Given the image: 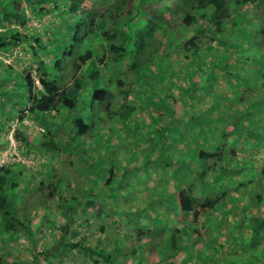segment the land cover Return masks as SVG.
<instances>
[{
    "label": "trees",
    "instance_id": "obj_1",
    "mask_svg": "<svg viewBox=\"0 0 264 264\" xmlns=\"http://www.w3.org/2000/svg\"><path fill=\"white\" fill-rule=\"evenodd\" d=\"M78 1L81 0H75L67 8L63 7V9H58V5L54 1H34L36 2L34 5L38 16L48 11V9L53 12L55 10L59 11L64 20L62 35L56 32L50 35L45 28L31 30L29 27H24L26 23V8L22 0H7L0 3V17L3 21V29L0 30V53L2 51L9 53L15 46L25 45L26 47H23L24 53L27 55L25 58L28 59L20 74L27 88L29 106L22 111L20 110L21 114L15 115L13 120L18 122L19 127L13 136L15 141L22 144V153L26 154L30 150L35 152L39 160L37 169L41 176L37 184L39 187H45L43 195L38 200L40 202L38 207L42 208V211L40 208L37 213L34 210L31 211L26 206L23 198L20 207H17L16 201L20 198L21 193L18 188L19 183L22 182L20 176L25 171L30 173L36 166L28 167L21 161L15 160L0 168V243L3 245L0 246V264L5 261H3V258L7 255L9 249L12 248L13 252L20 250V247L11 245L9 240H20V237L24 235L28 238L27 248L29 254H31V257L37 258L36 264H69V262L71 264H141L142 259H139L141 262H135V259L140 256L137 251V243L131 246L128 252L125 251L123 253L124 258H122V246L114 250L115 254L111 251H105L102 244H92L91 240L85 237L82 239L80 235L82 227H87L92 237L99 235V233L100 235L105 234L107 228L111 229V235L116 230L117 234L123 236V239L129 240L131 237L136 236L135 238L139 240L145 237V243L140 247L148 246V252L151 251L152 240L147 237H151V229L140 228L135 232V235L131 236L128 224L123 222L125 220L124 216L128 211L125 208L126 204L121 203L120 199L129 196L128 189H126L128 187L126 183L128 179L124 174H122V178H117L111 161L109 166H107V162L103 163L112 153L111 155L108 153H95L89 147V144L82 145L83 140L87 139L86 136H89L91 131H89V125L84 121V117L78 113H81L83 107L81 99L83 96L89 95L86 87L89 79L96 82L100 81L101 85L89 97L86 96L88 97L86 105L89 108V112L86 113H95L97 109L101 110V108H105L101 112L104 114L134 113L136 111L134 104L117 103L113 112L111 105L114 93L106 87H114L118 91L125 90L128 93L131 91L135 81L132 83L131 75L129 79H126L125 74L132 73V75H137L146 66L147 61L142 60V57L153 51L152 46L156 34H160L159 42L161 46L160 48H154V50H158V55L152 59V66L158 60V57L163 55L168 45L170 47L173 42L176 47L179 46L180 55H184L186 59L192 58L193 55H198L197 57H199L205 54L204 47L208 51H215L216 55L218 54L214 67L211 65L209 67L210 70L204 74V83L202 75L197 73L198 79L195 78V74L193 77L194 84L185 88L179 100L171 98V94L165 95L166 104L169 106L168 111H170L172 116L169 123L173 119L172 114L184 113L185 115L186 113H195L194 107L188 103L189 99L193 98L192 95L198 89L204 87L203 85L207 84L206 82H208V86H212L219 71L230 75L232 78L233 75L239 72L238 65L241 63L249 64L253 60L258 62L251 69V73L252 70H255L257 76H252L250 73L245 77L246 70L242 71L247 80L244 85L241 83L244 86V95L239 100L247 103V108L244 112H241L242 115L251 114L248 111H253L254 109L251 105H255L258 95L254 94L253 90L261 88L260 91H264V0H229L232 6H229L227 0H180L178 3V11L181 18L179 26L170 23L168 13L163 10V7L169 9V0H161L159 3L161 5L155 10H151L147 15H143L139 9L145 0H95L101 2L99 4L100 10L105 8L106 12L96 11L98 6H91L92 8L89 9L88 5L79 4ZM51 3L53 6L50 7ZM9 7L10 10H8ZM207 8L211 9V12H208ZM249 8L258 12L256 24L260 26L256 33L259 32V36L254 35L251 37L247 32H240L242 29L241 25L247 20L246 14L250 10ZM66 12L70 15L69 23L67 20L68 16L65 15ZM122 14H125V19L123 23H120L118 18ZM77 16H79V19H76ZM13 21L15 24H13ZM202 21H205L207 25L208 33L206 34L211 37L206 44H202L204 37ZM19 24L21 25L20 28L18 27ZM133 25L138 26L136 34L131 37L127 36L125 33ZM186 27H189V29L185 31ZM99 32H101L102 41L98 45L96 41H98L97 35ZM189 32L191 33L189 34ZM241 37H243L245 46L236 47L238 46L237 39ZM60 38L72 42L69 45H65V47L58 44V47L56 44L60 41ZM182 38H185L184 42H180ZM216 38L219 39L217 40ZM85 40L92 41L89 44L96 42L98 47L96 49L87 48L84 51H76V46L82 44ZM213 40H217L221 44L222 53L218 46L213 48ZM130 45L133 46L131 49L129 48ZM229 45H232L235 49L234 56H232L233 54L229 56L227 60L229 62L227 63L224 61L227 58L224 50ZM199 46H202V51H199ZM246 47L247 50L245 49ZM240 54L243 55L240 56ZM46 57L50 58V64L45 62ZM126 58H128L129 65L124 63ZM234 59H239V62L237 63ZM175 60H181V65H183V59H172V61ZM109 66H116L127 71H122L123 75H117L115 79H105L102 76V71L106 70L107 72ZM202 66L203 68L207 67L206 64ZM32 69L34 73L31 71ZM173 71L176 72L174 66ZM138 79L143 80L142 78ZM251 79H256L254 86H252ZM36 80L39 82V86L36 85ZM135 84L137 85V83ZM250 94L254 95L253 99L249 98ZM139 98L142 102H146V107L152 110V112L150 111L151 115H165V112H160L159 110L160 108H166L165 104L156 100L152 102V97L148 93L147 95L143 94V97ZM260 105L256 106V110L264 119V113H262L264 104L261 103ZM25 112L29 114H25ZM27 115L31 116L27 118H31L32 122L39 123L40 129L28 130V125H24V121H22L24 116ZM261 115L257 116L259 121L261 120ZM38 116L42 121L37 120ZM123 117L124 114H121L120 118L123 119ZM103 123L104 118L100 120L99 125L102 126ZM133 125L134 127L131 125L127 126L126 135H130L131 139L136 141V144L140 143L136 138L138 133H145L144 135L146 136L152 135L148 137V140H145L150 150L147 160L144 161L148 165L155 166L156 171L154 174L156 175L159 171L169 168V165L173 164L170 163L169 156L172 159L173 156L172 149L170 151L167 150L169 144L166 143V140L170 137V134L165 130L166 125L153 122L150 124L154 127L153 130H149L146 124L143 127L138 123H133ZM105 127V132L107 131L108 134L112 133L113 126L108 127L105 124ZM229 127L226 130L231 131L233 129V131L229 132L228 141L230 138H234V130L237 128L232 124ZM144 128H147V130H143ZM253 133L260 136L258 131ZM105 134L103 133V136ZM156 134H160V137H156ZM247 135H250V133ZM127 136L123 134L125 142L119 143L129 144L126 140ZM163 136L165 138H162ZM120 139L121 137H119L118 141ZM260 139H264V137H259L258 142L261 141ZM4 142H2L4 145L8 144L7 140ZM252 143H254V139H249L247 147L242 149L247 150L250 156L238 155L234 144L228 148V152H226V149L223 151H198L194 149L192 151V158H196L195 161H203L198 163L199 167H197L192 159L194 166L188 167V170L192 171L191 175L189 174L191 178L190 184L188 185L186 181L183 186L176 189L178 192H174L173 195L169 193L173 198H169L167 203L172 208L178 207V212L176 213V218L173 219L174 227L169 235L170 247L162 249L164 254H162L161 259L158 258L154 247L151 251L155 254V264H160L161 260H165L167 264H177V258L184 259L185 264H195L193 256L195 258L196 255L198 257L201 256L200 259L196 258L198 260L197 264H264V242H262L263 250H259L257 247L264 233V219L256 214L247 215L245 210L242 211L240 209V218L247 219L250 224L251 234L243 238L238 237V233L242 234L240 229L241 220L232 219L234 223L240 224L239 229L237 226L229 228L225 223L222 224L224 218L220 216L221 214H218L219 212H216L218 208H224L220 202L222 196L218 195L217 198L200 200L198 198L200 196L199 190L197 194L193 193V188L197 184L195 180L200 181L199 188L205 186L206 177L204 176V170H208L215 162L208 165L204 161L205 159H214L222 162V160L231 157L238 162H247L251 160L253 154L250 152ZM260 143V146H262L264 140ZM102 150H105V148ZM138 150L136 145L134 153H138ZM157 150L160 153L156 154V158L153 153L157 152ZM88 151L93 154L90 160L94 162L92 164L86 158V155L87 157L89 156L87 154ZM63 160H66L67 164L73 168L77 165L79 166V163L84 165L85 169L86 167H93L95 172L93 175L92 173H86L92 177L88 178L89 182L91 181V187L88 188L89 185L86 182L83 185L86 190L84 194L83 190L79 191L77 187L73 190V183L69 179L75 173L70 174L67 166L61 168L60 164L64 165ZM162 160L163 162H160ZM58 161L59 163L56 164ZM173 161L175 163L173 164L175 165L174 169L177 171L176 167H179L177 165L179 159L176 158ZM181 162L180 167L187 165L186 160H183L182 164ZM47 165L53 167H51L52 172L45 169ZM136 166L140 170L138 164ZM124 169L125 167H121L119 170L124 173ZM244 173L264 178V168L261 171H256L252 167L245 166ZM101 176H104L103 182L99 180ZM263 178L257 181V185L259 184L260 187H264V184H260ZM159 180L162 182L163 176ZM155 189L158 188L156 187ZM23 190L25 191V187ZM163 190H166L164 185ZM25 192L28 193V191ZM248 202H250V207L257 209V207L264 206V197L256 195L252 199L249 198ZM93 204H98V209ZM215 208L216 211H213ZM96 209L98 214L100 210L101 213L107 211L108 214H111L118 221L114 225L105 222L99 224L97 226L98 230L90 227V218L95 214ZM86 211L90 215L89 219H85ZM37 214L42 217L40 221L35 217ZM205 216L209 217L208 221L204 220ZM45 226L47 228L42 229ZM42 236H46L49 241H44ZM212 237L221 239L234 238L235 247L227 252V250H224L225 243L220 239L217 240V242L219 241L218 245L209 249L208 245L202 240L203 238L208 240V238ZM237 249L239 250L237 251ZM148 252L145 253L147 257L150 255Z\"/></svg>",
    "mask_w": 264,
    "mask_h": 264
},
{
    "label": "rangeland",
    "instance_id": "obj_2",
    "mask_svg": "<svg viewBox=\"0 0 264 264\" xmlns=\"http://www.w3.org/2000/svg\"><path fill=\"white\" fill-rule=\"evenodd\" d=\"M7 0H0V3H3ZM26 11V23L24 27H29L32 29H46V32L52 35L53 33H59L60 35L63 34L64 28V20L59 14L58 10H55V13L48 9V11L44 12L42 15L38 16L36 15V7H35V0H22ZM48 1H54L58 5V9H63V7L67 8L69 4L74 2L75 0H48ZM161 0H145L142 2L141 6L139 7L140 11L143 13V15H147L151 10H155L159 5ZM170 7L169 9H166V7H163V10L168 13L170 23L175 24L176 26L180 23V13L178 9V3L180 0H169ZM229 6H232L230 1L227 0ZM79 4H85L88 5L89 9L92 8L91 6H98V9L96 11L99 12H106V9L103 8V10H100L99 4H101L100 1L95 0H81L78 1ZM90 5V6H89ZM53 6L51 3L50 7ZM250 9V8H249ZM254 9V8H253ZM10 10V7L8 8ZM251 10V12H250ZM247 11V20H245L244 25L240 32L246 33V31L250 32L252 31L253 35L259 36L258 27L259 24H256V19H258V12L253 11L250 9ZM88 11V10H86ZM67 15L68 23L70 22V15L68 12L65 13ZM76 16V15H74ZM142 18V16H140ZM138 18V16H137ZM76 19H79V16L76 17ZM125 19V14H122L118 20L120 23H123ZM202 20V19H201ZM200 20V21H201ZM255 21V22H254ZM203 25L202 32H203V42L202 44H206L210 41V35L206 34L208 33L207 25L205 21L201 22ZM13 24L15 22L13 21ZM119 26H121L119 24ZM229 26V24H227ZM245 26V27H244ZM18 27L20 28L21 25L19 24ZM121 28V27H120ZM169 28V26H168ZM3 29V21L0 17V30ZM138 26L133 25L130 27V29L125 33L127 36L130 37L135 35L137 32ZM189 27L185 28V31L188 30ZM22 30V29H21ZM207 30V31H206ZM25 31V30H23ZM191 32H189L190 34ZM179 36V35H177ZM98 37V45L100 44L101 39V32L97 35ZM245 37V36H243ZM243 37L237 39L238 46L236 47H243L245 46ZM160 34H156L154 44L152 46V50L148 53V55H143L142 60H144L147 64L144 66L140 71L139 74L135 75L132 73L125 74L126 79H129L130 75L132 76L131 80H133L132 83H137V85L134 83L132 86L131 91L128 93L125 90L118 91L114 87H106L108 90L113 91V99H112V105L111 109L114 112L116 108V104L119 103H131L136 106V111L134 113H101L105 108H101V110L97 109L95 113H86L89 112L88 105H86L87 98L93 93L95 89H97L101 84L100 81L95 80H88L87 81V93L89 95L83 96L81 99L82 102V111L81 114L84 117V121L89 125V136H86L87 139L83 140L82 145L89 144V147L93 149L95 153H108L111 156H108V158L103 162L106 163L107 166H109V162L111 161L113 163V169L116 171L117 178H122V174L126 176L128 181L126 182L128 184V187L126 189L129 196L127 198H121L120 202L126 204L127 213L125 214V220L126 224H128V228L130 229V235H135V232L143 227L150 228L151 229V237H149L151 242V251L153 247L156 249V251L160 248L163 242H165L170 232L172 231L174 225H173V219L176 218V213L178 212V207H174V210L171 209L167 203L169 201V198H173L172 195L176 191V189H179L181 186H183V183L190 184L191 178L189 174L191 175L192 171L188 170V167L194 166V163L196 158H192V151L194 149H201L203 148L205 151H209V143L211 141H214V151L216 150H225L228 152V148L234 144V148L237 151L238 155H247L250 156V153L247 150H242L243 147L247 146L249 144V139L253 140L254 143L250 145V152H252L251 160L245 162H238L236 159H232L231 157H228L222 162H218L214 159H205L206 163L212 164L214 161V164L208 169L204 170V176L206 177L205 186H202L201 188L199 185V180H195L197 182L196 186L193 188V193L197 194L199 190V199L203 200L204 198H217V196H222L221 204L226 210L227 208H234V210H238L239 207H246L250 206L248 202L249 198H253L256 195H261V197H264V187H260L259 184L257 185V181L263 178L262 176L252 175L245 172V166L252 167L256 171H261L264 168V144L262 143V146H260V142L264 139H260L261 141L258 142V138L264 137V124L262 123V115L260 120V125L258 128V123L255 117L253 116H246L251 114H246L244 117H238V115L235 116H228L226 113H241L244 112L247 108V103H238L237 106V100L244 95V86L241 85V83L244 85V83L247 82L246 76L251 73V69L258 64V62L250 61L248 69L246 70L245 77L244 73L233 75L232 78L230 75H227L226 73H223L219 71L217 73V77L214 80V84L212 86H208L207 84H204L201 89H198L192 96L193 98L189 99L190 106H199L201 111L202 117H196L195 113H187V115L183 116L181 114L173 115V119H171V113L169 110V106L166 104L165 101V95L171 94V98H176L177 100L180 99L181 93H184V90L186 87H191L192 84H194L193 77L196 74L195 78L198 79V74L202 75L203 83L205 82L204 74L210 70L209 67L216 64L217 61V55L215 51L210 52L205 47L203 48L205 54H202L201 56L197 57L196 55H193L192 58L186 59L184 55H180L181 50H179V46L176 47L174 42L171 44V46L167 47L166 51L163 53L162 56L158 57V60L155 61V64L152 66L153 58H156L158 55L157 51L154 50V48H160L161 44L159 42ZM217 40L219 38H216ZM213 40V48L218 46L220 52L222 53V47L221 44L217 41ZM184 42L185 38L180 39V42ZM72 41H67L66 39L60 38V41L56 44L58 47L59 45L65 47V45H69ZM92 42V41H91ZM88 40H85L82 44H79L76 46V51L78 50H86L87 48H97L98 45L96 42H93L92 44ZM179 42V43H180ZM178 43V42H176ZM178 43V44H179ZM59 44V45H58ZM203 46V45H202ZM202 46L198 47L199 51H202ZM247 46V45H246ZM25 45H18L15 46L10 50V52L2 51L0 53V141L4 142L6 139L5 133L8 132V124L12 121L11 119L15 118V115L20 113V110L22 111L24 108L28 107V96H27V88L25 85V82L23 80L22 75L20 72L25 67L28 59L25 57L27 56L24 53ZM133 47L132 45L129 46L131 49ZM248 47V46H247ZM247 47L245 48L247 50ZM250 47V46H249ZM128 49V48H127ZM234 47L232 45H229L225 48L224 53H226L227 58H225L224 61L227 63L229 61L228 57L229 54L234 53ZM95 51V50H93ZM6 52V53H4ZM245 53V52H244ZM243 53V54H244ZM200 54V53H198ZM243 54H240L242 56ZM258 55V53H256ZM182 56V57H181ZM162 57V58H161ZM172 59H183L181 65V60H175L172 61ZM126 60V61H125ZM124 63L128 64V58H126ZM237 63L239 62V59H234ZM72 59L70 60L71 63ZM45 62L50 64V58L46 57ZM6 64V65H4ZM122 64V63H121ZM202 64H206L207 67L203 68ZM233 65V64H232ZM231 65V66H232ZM8 66L12 67L9 68ZM173 66L176 68V72L173 71ZM70 67V66H68ZM200 68V70H198ZM203 68V69H201ZM233 68V67H232ZM179 69V72H178ZM240 69V68H239ZM238 71H243V66ZM34 73V70H31ZM71 71V70H70ZM69 71V72H70ZM122 71L126 72L127 70H124L122 68H117L116 66H109L106 70L102 71V76L105 79H115L117 75H123ZM134 71V70H132ZM237 71V70H236ZM68 72V73H69ZM198 73V74H197ZM252 76H257L256 71L252 70L251 73ZM134 76V77H133ZM138 78H142L143 80H139ZM249 80V79H248ZM138 81V82H137ZM182 81V82H181ZM252 86H254V82H256V79H251ZM237 83L236 85L232 86L234 90H229L230 84ZM249 84V83H247ZM240 85V86H239ZM153 86V88H151ZM251 88V87H250ZM255 88V87H252ZM261 88H258L256 90H253L254 94L258 95L257 101L255 102V105H251L253 108L256 106H261L260 104H264V91L261 90ZM261 92V93H260ZM148 95L152 97L151 101L154 102L155 100L159 103H163L166 105V108H160V112H165V115H157L153 116L151 115L152 110L149 107H146L144 101L142 102L139 97H143V94ZM252 97V95L250 94ZM249 96V97H250ZM254 96V95H253ZM237 97L238 99H236ZM162 106V105H160ZM260 109V108H259ZM151 111V112H150ZM26 113V112H25ZM155 113V112H153ZM209 113H220L218 117L215 120H212L213 125L209 126ZM248 113H256L255 108L253 111H248ZM124 114L123 119L120 118V115ZM245 114V113H243ZM241 116H243L241 114ZM39 117V116H38ZM175 117V118H174ZM104 118V123L102 126L99 125L100 120ZM11 120V121H10ZM38 121H42L40 117L37 119ZM188 121V122H187ZM198 121H201L203 123V126L200 125V123H197L200 130L207 131V134L201 133L199 131L198 133H195L193 131V126H189L193 122L196 123ZM153 122L155 124L161 123L166 125L165 130L169 132L170 137L167 138L166 143L169 144L167 146V150L170 151L172 149V156L173 159H179V167L177 168V171L174 169L175 164L172 157L169 156L170 164L169 168L163 169L162 171H159L158 174H154L156 171L155 166L148 165L146 163L147 155L150 150V148L147 146L145 140H148V137L152 135H144L145 133H138L137 139L140 141V143L136 144L135 140L131 139V136L126 135V128L127 126L134 127L133 123H138L142 127L146 124L147 128L149 130H153L154 127H152ZM228 122H230L236 129L234 131V138H230L229 141L227 138L229 137L226 131V127ZM31 120L27 122L28 130L34 131L36 129V126L39 127L38 124H33ZM173 123V124H171ZM105 124L107 126H113L112 133L108 134L107 131L105 132ZM218 124V125H216ZM192 125V124H191ZM43 126V125H42ZM155 126V125H154ZM102 127V128H101ZM147 128H144L143 130H147ZM256 128V129H255ZM258 129V130H257ZM258 131L260 133V136L257 134H254L253 132ZM263 131V132H262ZM103 133H106L103 136ZM250 133V135H247ZM35 134V133H34ZM101 134V135H98ZM123 134L127 136V142L129 144H120L119 142H125L123 140ZM164 135V134H163ZM165 136V135H164ZM162 138H165V137ZM119 137L121 139L118 141ZM156 137H160V134H156ZM183 138H186V142H189V145L186 149V153H181V140ZM15 144L18 142L14 141ZM200 142V145L198 143ZM217 142V143H216ZM6 143V142H4ZM4 143H0V147L2 152H6L7 148L5 149ZM185 143H183L185 145ZM224 143H226L224 145ZM2 144V145H1ZM171 144V145H170ZM222 144V145H221ZM92 145V146H91ZM138 147V153H134L135 146ZM105 148V150H102ZM184 149V150H186ZM0 150V151H1ZM22 153V152H21ZM28 153V152H27ZM134 153V154H133ZM160 153L159 150L157 152L153 153V155ZM24 154V153H22ZM89 156L86 158L89 163L92 159V153L90 151L87 152ZM151 154V153H150ZM149 154V155H150ZM98 155V154H96ZM154 155V156H155ZM156 155V158H157ZM101 156V155H100ZM71 157V156H67ZM60 159V158H59ZM193 159V161H192ZM183 160H186L187 165L180 167V161L183 162ZM189 160V161H187ZM64 165L61 166L65 167L67 166L68 172L75 173L74 175L70 176L69 181L73 183V190L77 187L79 191L83 190V194L86 192L83 185H85V182L90 186L89 179L92 177L88 173H95L93 167L90 168L86 167L84 168V165H81L79 163V166L77 165L75 168L69 166L66 162V160H63ZM203 161V160H202ZM39 162L38 157L36 156V162L30 163L32 166H36L30 173L28 171H25L21 176V181L19 183V189H20V198L16 201V206L20 207L22 201V198L24 199L26 206L30 208L31 211L34 210L35 213L39 210L40 207H38V204L40 202L38 201L39 198L43 195V189L45 187L41 186L39 187L38 179L41 178L39 175L37 163ZM160 162H163L160 161ZM181 162V164H182ZM56 162V164H58ZM78 164V163H77ZM90 164V165H91ZM136 164H138L140 170H138ZM55 166V164H54ZM103 166V165H102ZM52 166L47 165L45 169L47 171H53ZM121 167H125L124 173L122 170H119ZM187 167V168H186ZM159 168V167H158ZM100 169V168H99ZM71 170V172H70ZM102 170V168H101ZM159 170V169H158ZM77 173V174H76ZM159 173L164 177L162 182L157 179L161 176ZM181 175V176H180ZM196 177V176H195ZM43 179V178H42ZM186 179V180H185ZM234 179V180H233ZM86 180V181H85ZM100 182L104 181V176L100 177ZM262 183L264 184V178L262 179ZM68 181V180H65ZM252 182V183H250ZM250 183V184H249ZM177 184V185H176ZM163 185L166 187V190H163ZM176 185V186H175ZM195 185V184H194ZM193 185V186H194ZM25 187V192L23 189ZM157 187L158 189H155ZM232 187V188H231ZM161 188V189H159ZM235 190V191H234ZM171 193L172 195H170ZM169 196V197H168ZM50 201V199H49ZM160 202H163L160 203ZM48 204V203H47ZM95 208L98 209V204H93ZM155 206H159L155 209ZM95 210V214L92 215L90 218V227H94L96 230H98L97 226L102 223H109V224H115L116 219L111 216V214H108L107 211H103L98 214V210ZM42 211L43 209L40 208ZM86 218L89 219L88 215L89 213L86 211ZM225 214H221L220 216L224 217ZM35 216V215H34ZM36 219L40 221L42 217L37 214ZM204 220L208 221L209 217L205 216ZM222 224L225 223V220H222ZM231 225L229 228H232L234 226H237L239 229V225L234 223V220L230 219ZM81 222V221H80ZM136 227V228H135ZM220 228V226H218ZM47 227L42 229H46ZM113 229V227H112ZM87 227H82L81 230V237L82 239L85 237L87 239L91 240L92 244L100 243L103 245L104 250L111 251L115 254V249H117L119 246L121 247L122 254L126 251L131 249V246H134L137 243V251L139 257L135 259V262H141V264H155L154 259L155 254L153 252L149 251L148 246H143L144 241L146 240L145 237L141 239H137L134 236L128 239L121 238L120 234H117V231L114 230L112 236L111 229L106 230V233L103 235H97V236H91V234L88 232ZM109 235V236H107ZM215 238V237H214ZM42 239L44 241H49L46 236H42ZM212 238H208V240L203 238V242L210 244ZM221 238H217V240H220ZM9 243L13 246L20 247V250L17 252H13L12 248L9 249L7 252V255L3 258V264H36L37 258L31 257V254H29V250L27 248L28 238L24 235L20 237V240L17 239H10ZM19 244V245H18ZM0 246H3L0 243ZM125 246V247H124ZM124 247V248H123ZM235 247V246H234ZM231 246H228L229 248H233ZM164 249V248H163ZM161 251L156 252L159 258L162 257V249ZM258 251V249H257ZM148 252L150 254L148 257L145 255V253ZM256 252V250H255ZM203 257V255H202ZM122 258H124V254L122 255ZM201 256L198 257L200 259ZM139 259H142L141 261ZM145 260V262H143ZM177 264H181V259H176ZM194 263L197 264L194 260ZM69 264H71L69 262ZM160 264H167L165 260H161Z\"/></svg>",
    "mask_w": 264,
    "mask_h": 264
},
{
    "label": "crops",
    "instance_id": "obj_3",
    "mask_svg": "<svg viewBox=\"0 0 264 264\" xmlns=\"http://www.w3.org/2000/svg\"><path fill=\"white\" fill-rule=\"evenodd\" d=\"M207 11L208 12H211V9H209V8H207ZM243 25H244V23L241 25V27H243ZM177 26H179V25H177ZM245 27V26H244ZM243 30H245L244 28H242ZM247 33H248V35L249 36H254L253 35V33H252V31H251V33L250 32H248V31H246ZM232 54H229V56H231ZM232 56H234V54L232 55ZM231 59V58H230ZM229 59V60H230ZM246 65H247V67L249 66V64H243V63H241V64H239L238 65V69L240 68L241 69V67L243 66V71L244 70H247L248 68L246 67ZM239 69V70H240ZM242 73V71H239V72H237V74H241ZM236 74V75H237ZM237 83H232V84H230V88H228L229 90H234V88L232 87V86H234V85H236ZM240 86V85H239ZM236 99H238L237 97H235ZM249 98H251V99H253V96L251 97H249ZM245 101V100H244ZM238 103H243L242 101H240L239 99L237 100V106H238ZM255 108V110L257 109L256 107H254ZM200 111H201V109H200V107L199 106H194V112H195V114H196V117H199V118H201L202 117V115H201V113H200ZM257 111V110H256ZM262 113H264V110H262ZM19 114H21V113H18V114H16V116L17 115H19ZM25 114H29V113H25ZM220 113H209V126H212L213 125V123H212V120H215L217 117H218V115H219ZM228 116H235V115H238V117H240L241 116V113H237V114H231V113H226ZM181 115H183V116H185V115H187V113L184 115V113H181ZM261 114L260 113H258V111L256 112V113H254L253 115H252V113H251V116H253V117H255V118H258L257 116H260ZM244 116V115H243ZM27 117H31V116H29V115H27V116H24V119L22 120V121H24V122H29L30 120H31V118H27ZM172 117V116H171ZM14 119V118H13ZM13 119H11V120H13ZM10 120V121H11ZM257 120V123H258V127L260 126V121H259V118L258 119H256ZM263 121H262V123H264V119H262ZM32 121V120H31ZM188 122V121H187ZM189 123H191L189 126H193L192 128H193V131H195V133H198L199 131H201V133H203V134H207V131H205L204 129L203 130H200L199 129V126L197 125V123H200V125L201 126H203V123L201 122V121H198V122H196V123H193V122H189ZM33 124H38L37 122H34ZM229 126H231V123L230 122H228V124H227V127H226V129L227 128H230ZM38 126H36V128H37ZM25 128V127H24ZM227 131V133H229V132H232L233 131V129L231 130V131H228V130H226ZM235 131V130H234ZM1 143H2V141H0ZM181 142H183V143H185L186 142V138H183L182 140H181ZM183 143H181V152L182 153H186V151H187V147L188 146H190L189 145V142H187V143H185V145L183 144ZM217 143V142H216ZM215 143H214V141H211V143H209V151H214V148H213V145H214ZM198 145H200L199 143H198ZM247 146H245V147H243V148H246ZM91 148V147H90ZM184 149H186V150H184ZM197 150L199 151V150H204L203 148H201V149H199V148H197ZM202 161H199V162H196L195 164V166H197V167H199V164L198 163H201ZM159 175L160 176H162L160 173H159ZM157 179H160L159 177L157 178ZM163 179H164V177H163ZM160 203H162L163 204V202H160ZM164 205V204H163ZM159 206H155V209L156 208H158ZM171 209H173L174 210V207L173 208H171ZM240 209H242V211L243 210H245L246 211V214L247 215H251V214H256V215H258V216H261L263 219H264V206H260V207H257V209H254L253 207H250V206H246V207H239L238 208V210H234V208H227L226 210L224 209V208H218L217 209V211H216V208L213 210V211H216V212H219L218 214H225L224 215V219H225V225L227 226V227H229L230 225H231V221H230V219H234V218H237V219H240L241 220V232H242V234L241 233H238V237H246V236H249L250 234H251V229H250V224L248 223V221H247V219H245V218H240V212H241V210ZM124 221H127V220H124ZM123 221V222H124ZM123 222H122V224H123ZM141 228V227H140ZM145 228V227H144ZM146 229H150L149 227L148 228H146ZM107 236H109V235H107ZM112 236V235H111ZM113 237V236H112ZM121 238L123 237L122 235L120 236ZM213 241H211L210 240V242H211V245L210 244H207L206 242V244L208 245V247H209V249H212V248H214V246H216V245H218L219 243V241L217 242V237H215V238H213L212 239ZM221 241H223L224 243H225V248H224V250H227V252H228V246H231V247H234V243H235V239L234 238H231V239H227V238H224V239H221ZM262 242H264V233L262 234V236H261V239L259 240V243L257 244V247H258V249L259 250H263L262 249V246H263V243ZM170 247V244H169V237H168V239L165 241V242H163L162 243V245L160 246V248L156 251V252H158V251H160V249H168ZM230 250H233V248L231 249V248H229V251ZM239 249H237V251H238ZM106 251V250H105ZM226 252V253H227ZM203 255V254H202ZM215 256H216V254H215ZM198 257V255H196L195 256V258H194V256H193V260H195L196 262L198 261L196 258ZM159 258V257H158ZM162 258V257H161ZM160 258V259H161ZM181 264H185V260L184 259H182L181 260Z\"/></svg>",
    "mask_w": 264,
    "mask_h": 264
},
{
    "label": "built area",
    "instance_id": "obj_4",
    "mask_svg": "<svg viewBox=\"0 0 264 264\" xmlns=\"http://www.w3.org/2000/svg\"><path fill=\"white\" fill-rule=\"evenodd\" d=\"M36 85L39 86V82L36 80ZM15 130V125H12L11 131L8 136V144L5 147L7 148L6 152L0 151V168L4 165H7L11 161L19 160L22 163L26 164L28 167H31L32 165L30 163L36 162V154L33 151H29L26 154L21 153L22 144H15V140L13 138V132ZM34 166V164H33Z\"/></svg>",
    "mask_w": 264,
    "mask_h": 264
},
{
    "label": "clouds",
    "instance_id": "obj_5",
    "mask_svg": "<svg viewBox=\"0 0 264 264\" xmlns=\"http://www.w3.org/2000/svg\"><path fill=\"white\" fill-rule=\"evenodd\" d=\"M180 2V1H179ZM203 65V64H202ZM36 83V82H35ZM24 123V125L26 124L27 125V122H23ZM12 125H15V130H14V132L18 129V127H19V124H18V122H15V120H12L11 122H10V124H8V132L7 133H5V135H6V139L5 140H7V143H8V136H9V133H10V131H11V128H12ZM37 129H40V127H37ZM14 132H13V134H14ZM13 138H14V136H13ZM15 140V139H14ZM17 142V141H16ZM19 144V143H18ZM21 144V143H20ZM6 147V146H5ZM1 150V149H0Z\"/></svg>",
    "mask_w": 264,
    "mask_h": 264
}]
</instances>
